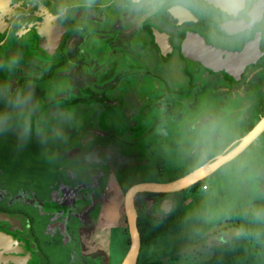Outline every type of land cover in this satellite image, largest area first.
I'll return each mask as SVG.
<instances>
[{
  "label": "rangeland",
  "instance_id": "374dc122",
  "mask_svg": "<svg viewBox=\"0 0 264 264\" xmlns=\"http://www.w3.org/2000/svg\"><path fill=\"white\" fill-rule=\"evenodd\" d=\"M30 12L31 6L28 11L6 12L10 31L4 40L0 34V186L17 189L5 196L1 187L0 194L5 202L15 196L12 200L18 198L20 205L22 201H31L29 194L37 186L46 197L49 191L56 193L54 200L60 190L61 201L67 189L64 185L93 181V211L100 219L94 221V227L103 236L101 260L92 263L96 249L88 246L85 252H75L77 263L120 264L129 248L123 211L126 190L138 183L174 181L231 150L264 116V56L257 62L256 95L246 96V108L240 112L222 110L233 100L221 96L218 85L212 86L214 80L204 81L193 96L186 100L178 97V106L171 113H163L155 123H143L140 113L127 111L118 113V122L120 118L125 120L124 126L131 129L110 130V118L102 124L109 129H104L97 124V100L90 98L82 104L76 101L85 99L84 88L94 92L107 88L92 78L94 66L86 60L85 79L80 71L83 65L78 49L66 58L60 53H49L43 40L38 41L37 48L34 36L43 37L44 31L33 28L23 33L15 27L18 21L21 27L35 20L40 22V15ZM52 13L64 22L59 10L55 8ZM15 15L19 16L14 19ZM261 28L264 50V21L258 27ZM104 93L109 101L125 96V104L143 103L121 82ZM173 104L168 100L158 103L166 110ZM80 185L81 189L86 188ZM80 195L83 194L75 199ZM164 195L175 205L167 214L168 219L156 220L153 227L146 226L139 233L136 264H202L211 257L213 246L242 233L234 216L246 213L264 217V130L207 177ZM159 200L147 209L155 217L162 216L157 208ZM18 205V209L30 212ZM137 210L145 213L141 203ZM20 217L26 231L27 219ZM44 218L33 217L30 226L31 238L46 257L45 263L73 264L75 243H61L55 221ZM239 264H264V255L255 250L251 262Z\"/></svg>",
  "mask_w": 264,
  "mask_h": 264
},
{
  "label": "flooded vegetation",
  "instance_id": "af4514ba",
  "mask_svg": "<svg viewBox=\"0 0 264 264\" xmlns=\"http://www.w3.org/2000/svg\"><path fill=\"white\" fill-rule=\"evenodd\" d=\"M8 1L9 4H6V0H0V4L5 6L4 10H0L2 40L7 38V31H10L9 28L11 27L6 20L8 16L5 13L15 9L28 11L29 6H31L30 13L40 15V22L35 20L21 27V22L18 21L15 27L23 33H27L29 29L33 28L44 31L43 34L45 35H41L43 37L34 34L37 48L39 47L38 41L43 40L42 45L48 48L49 53H60L66 58L71 52L73 54L75 48L78 49L79 61L83 65L80 71L85 79L87 78L84 68L86 60L91 67L94 66L92 78H95L98 84L104 83L103 85L107 88L101 92L84 88L82 93L87 97L85 96L84 100L76 101L82 104L90 98L97 100L100 107L96 111V114L99 113L97 124L100 127H103L102 124L106 118H110L107 119L111 124L110 130L116 128L122 131V129L130 128V126H124L125 120L120 118L118 122V113L127 111L140 113L143 123H155V120L164 115L163 113H171L178 106L176 104L178 97H183L186 100L189 96H193L198 85L204 81L213 82L214 80L216 83H212V86L218 85L217 89L218 91L221 89V96L233 100L232 105L228 104L222 108L226 112L244 110L246 108V96L256 95L257 60L255 63L244 66L239 72V66L234 67L235 73L229 72L227 67V72H211L201 65L193 68L195 67L194 59L190 60L192 66H189L181 54L180 46L187 32L197 34L206 43L231 52H239L248 40L255 38L257 32L261 35V43L263 28L258 29V27L262 26L264 21V11L260 22L249 27H240L241 21H250V13L251 16L254 15L256 7L254 5L257 0H245L242 7L239 6L240 0H222L224 9L233 18L229 13L218 14L214 10L204 7L202 5L203 0ZM210 3L218 6V0L210 1ZM55 8L61 12V17L64 19L63 23L57 19L58 15L52 13ZM26 14L29 15L28 12ZM17 16L15 15L13 18L15 19ZM222 24V29L227 31L225 34L218 30V26ZM199 30H203L205 34H208V37ZM195 45V42L189 39L186 51L193 53V48H196ZM253 51L255 55V50L253 49ZM233 61L237 65L235 59L228 60L230 63ZM119 82H121L122 87L131 90L135 95L137 94L143 103L125 104V96L114 97L111 101L106 100L108 98L104 92ZM167 100L173 101L174 107L167 106L168 109L166 110L164 105H158L159 102H166ZM114 124L115 126H113ZM92 183L93 181L89 184L64 185L67 188L65 190L70 191L67 192L66 199L73 198V193L83 194L80 195L79 199L70 200V205L68 203L61 205L60 190H58L57 199L59 201L55 203L57 201L54 200L57 196L56 193L53 191L46 192L49 193V196L46 197V195L41 194L42 192L37 186L32 188L33 192L29 194L31 201H22L23 204L20 205H18L20 203L18 198L12 200L15 196H10V200L8 198L5 202L2 199L4 196L2 197L0 194V233L7 235H0V256L8 259V261L0 264H47L45 263L46 257L42 255L39 248L35 247L34 240L31 238V234L33 236L30 226L31 220L36 216L45 217L44 221L46 219L51 222L55 221L57 227L54 228H58L55 231L60 230L62 237L59 240L61 243H75L77 249L73 251L75 257L73 264H78L75 252L77 250L85 252L88 246L96 249L92 263L94 260L99 262L103 236L94 227V221L97 222L100 219L95 217L93 211L95 198L92 199V196L95 194L96 186H93ZM79 185L86 188L81 189ZM1 187L4 188L2 191L5 196L6 193H15L17 190L11 185L10 187ZM20 191L22 192V190ZM135 196L137 199H134L133 202L137 218L144 214L138 212V203L143 205L145 213L149 214L150 217L155 216L151 215L147 209L148 207L152 208L158 198L160 199L157 207L158 213L162 216H168L167 214L171 213L175 205L174 201L169 197L166 198L164 193H144L141 195L137 193ZM163 201H171L168 211L163 209ZM17 205L28 208L30 212L26 213L18 209ZM21 215L25 216L28 222L26 231L22 225ZM29 241L33 247L30 246ZM19 244L22 245V251L18 247ZM24 257L27 259L22 263ZM0 260H2L1 257Z\"/></svg>",
  "mask_w": 264,
  "mask_h": 264
},
{
  "label": "water",
  "instance_id": "95a60500",
  "mask_svg": "<svg viewBox=\"0 0 264 264\" xmlns=\"http://www.w3.org/2000/svg\"><path fill=\"white\" fill-rule=\"evenodd\" d=\"M210 1H215V0H203L202 5L204 7H208L211 10H214L218 14L229 13L228 11H226V9L222 8V6L212 5ZM244 1L245 0H240V4H239L240 7L243 6ZM255 6H257V17L253 19L250 13L249 14L250 21L249 22L241 21L240 22L241 28L249 27L250 25L256 22L257 23L260 22V20L262 19L263 11H264V0H257L254 7ZM183 14L185 13L183 12ZM231 18H233L232 15ZM222 26L223 24L219 25L218 30L221 33L225 34L227 31H224L222 29ZM189 39H192L195 42L196 44L195 46L197 48L206 52L208 55L214 56L221 63L227 62L230 59L232 60L236 58L240 59L241 62L238 68V72L241 71L244 66L251 63H255L256 60L258 62L264 56V50L261 48V43H260L261 35L259 32H257L255 38L248 40L243 45L242 49L239 52L226 51L214 45H210L206 43L199 35L187 32L185 33V36L182 39L180 50L183 58L188 62L189 66L191 65L190 63L191 59L189 58V56H187V51H186V46L188 45ZM254 45L256 46L257 55L249 56L248 53ZM199 65L203 66L204 68H206L211 72H221V71L227 72L226 65L224 64L212 65L211 63H209V60L207 59L199 61L197 65L193 68H196ZM263 130H264V116L251 128L250 131H248L240 139V141L231 150H229L223 155L214 157L211 161L197 167L196 169L184 175L183 177L168 183H154V182L138 183L129 187L124 193V197H123V211H124L125 220L128 229V235H129V248L120 264H136L137 256L139 253L140 236L137 229V215L133 202L134 197L137 193L139 192L170 193L185 189L195 184L196 182L202 180L203 178L207 177L221 165L232 160L235 156H237L240 152H242L258 135H260ZM173 184H177V185L175 186ZM67 192L70 191L68 190L63 191V198L61 199V205H63L64 203H68L70 205L71 203L70 200H73L75 197L78 196V193H73L74 196L73 198L66 199L65 196Z\"/></svg>",
  "mask_w": 264,
  "mask_h": 264
},
{
  "label": "trees",
  "instance_id": "16d2710c",
  "mask_svg": "<svg viewBox=\"0 0 264 264\" xmlns=\"http://www.w3.org/2000/svg\"><path fill=\"white\" fill-rule=\"evenodd\" d=\"M166 219L168 216L150 217L149 214L144 213L137 218V229L141 235L146 226L153 227L156 220ZM234 222L242 233L213 246L211 257L202 264L249 263L254 259L255 250L264 255V217L239 213L234 216Z\"/></svg>",
  "mask_w": 264,
  "mask_h": 264
},
{
  "label": "bare ground",
  "instance_id": "6f19581e",
  "mask_svg": "<svg viewBox=\"0 0 264 264\" xmlns=\"http://www.w3.org/2000/svg\"><path fill=\"white\" fill-rule=\"evenodd\" d=\"M6 4H9V1L8 0H6ZM218 6H222V8H224V5H223L222 0H218ZM4 9H5V6H2V4H0V10H4ZM252 17H253V19H255L257 17V6L255 7L254 15ZM252 48L255 50V55H254V51H253ZM252 48L249 51L248 55L249 56H256L257 55L256 46L254 45ZM193 50H194L193 53L191 51H188L187 50V56H189L190 59H194L195 66L197 65V63L199 61L207 59V60H209V63H211L212 65L224 64V65H226L227 70L229 72H232L233 71L232 73H235L236 72V69H234V67H238L240 65V62H241L240 59H237L236 58L235 61H237V65H235L234 61L231 62V63L228 62V61L227 62H224V63H221L214 56L208 55L206 52L200 50L197 47L196 48H193ZM173 185L176 186L177 184H173ZM162 206H163V209H165L166 211H168L171 205H170V202L169 201H165ZM0 235L1 236H7V235H4L2 233H0ZM18 247L21 248L20 249L21 251L23 250L22 249V245L19 244ZM0 257L2 258V260H0V263H3V262L8 261V259L6 257H3V256H0ZM26 259H27L26 257L22 258V263H24Z\"/></svg>",
  "mask_w": 264,
  "mask_h": 264
},
{
  "label": "crops",
  "instance_id": "0c3cea01",
  "mask_svg": "<svg viewBox=\"0 0 264 264\" xmlns=\"http://www.w3.org/2000/svg\"><path fill=\"white\" fill-rule=\"evenodd\" d=\"M235 141H233L232 143H234ZM232 143H230L229 145H231ZM228 147V146H227Z\"/></svg>",
  "mask_w": 264,
  "mask_h": 264
}]
</instances>
